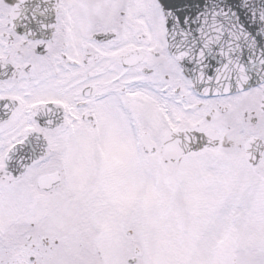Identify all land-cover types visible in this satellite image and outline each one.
<instances>
[{
  "label": "snow or ice",
  "instance_id": "snow-or-ice-1",
  "mask_svg": "<svg viewBox=\"0 0 264 264\" xmlns=\"http://www.w3.org/2000/svg\"><path fill=\"white\" fill-rule=\"evenodd\" d=\"M0 264H264V0H0Z\"/></svg>",
  "mask_w": 264,
  "mask_h": 264
}]
</instances>
